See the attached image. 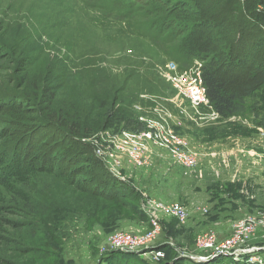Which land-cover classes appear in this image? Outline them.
Wrapping results in <instances>:
<instances>
[{
	"label": "trees",
	"instance_id": "16d2710c",
	"mask_svg": "<svg viewBox=\"0 0 264 264\" xmlns=\"http://www.w3.org/2000/svg\"><path fill=\"white\" fill-rule=\"evenodd\" d=\"M66 1L74 10L78 7L77 0ZM121 1V7L103 5L102 10L95 3L88 10L100 9L104 20L116 13V25L123 21L130 33L160 43L180 69L198 60L208 104L221 119L233 115L259 116L257 91L264 88V0ZM4 16L1 15L0 21L8 25V16L3 19ZM95 18L86 13L84 20L94 22ZM48 35L44 28L20 21H14L11 29L0 27V57L8 64V68L0 64V76L2 70L12 74L8 80L11 83L7 81L6 88L0 90L4 91L0 92V111L26 109L33 113L25 121L8 116L9 120L0 122V125L9 123L10 134L14 136L1 143L7 131L0 129V243L6 247L0 248V264H15L16 256L10 254L8 246L23 243L28 244L24 253L39 262L56 259L61 242L51 238L50 232L57 231L64 221H72V215L65 214L63 218L57 215L59 208L64 211L72 208L67 204V194L75 197L73 220L84 213L102 225L130 217L129 202L139 204V193L106 173L98 160L91 161L88 169L87 165L78 164L83 160L89 163L85 157L90 146L82 139L107 128H127L134 118L136 122L139 115L132 110L136 94L124 89V81H118L106 70L90 68L92 61H77L74 50H70V55H60L54 49L57 40L51 46L52 36ZM62 43L72 47L67 40ZM82 56L88 57L90 53L77 54ZM98 72L100 77L94 75ZM69 87L79 91V99L69 98L76 95L65 96ZM46 128L54 136L50 145L58 150L57 158L67 160L68 167L48 163L46 157L30 153L32 137L40 136L39 132ZM78 176L86 177L79 180ZM46 177L52 178L48 191L58 190L55 195L45 192ZM45 193L50 204L41 200ZM7 195L10 196L7 203L13 206L10 213L21 220L4 217L10 215L2 206ZM58 200L63 203L55 205ZM138 216L149 222L143 210ZM92 240L94 249L97 241ZM42 245L48 248L41 249ZM115 253L134 257L131 253ZM211 263L230 264L223 258ZM170 264L179 263L173 260Z\"/></svg>",
	"mask_w": 264,
	"mask_h": 264
},
{
	"label": "rangeland",
	"instance_id": "374dc122",
	"mask_svg": "<svg viewBox=\"0 0 264 264\" xmlns=\"http://www.w3.org/2000/svg\"><path fill=\"white\" fill-rule=\"evenodd\" d=\"M95 3L103 10V5L114 4L121 7L122 1L77 0L78 7L74 10L66 0H0V18L5 15L9 20H6L8 25L4 20L0 21V27L11 29L14 21H20L22 24L44 28L52 36L49 42L51 46L57 40L54 49L57 48L60 55H70V50H74L77 61H92L90 68L106 70L114 78L117 77L118 81H124V89L136 94L137 100L132 105V110L139 115L136 122L134 118L127 128H107L98 132L94 139L86 140L85 143L90 147L85 158L91 164L85 160L78 164L87 165L88 169L94 160H98L109 175L111 172L108 168L111 167L120 175L119 178H114L124 181L130 190L139 193V204L135 206L129 202L132 212L130 217L116 224L102 225L84 213L79 214L78 220H73L76 211L75 197L67 194V204L72 208L66 211L59 208L57 215L59 218H63L65 214L72 215V221H64L57 231L50 232L51 238L61 242L56 259L49 262L37 261L34 256L24 253L27 243L8 246L12 250L10 254L16 256L13 257L15 264H170L173 260L179 264H187L186 254L198 253L195 242L198 234L220 232L222 237H227L235 220L246 214L264 212V88L257 91L260 108L257 117L247 114L244 117L233 115L221 119L218 115L207 112L205 108L198 110L191 107L188 99L164 76L167 62L174 61L179 66L173 57L162 50L160 43L130 33L132 31L125 27L123 21L116 25V13L110 15L109 20H104L100 9L88 10ZM86 13H89V17H96L94 22L84 20ZM104 21L106 24L102 23ZM63 40H67L72 47H65ZM78 53H90V56L77 57ZM0 64L3 68H8L7 61H2L1 57ZM98 74L99 72L94 75L100 77ZM1 76L0 90H4L12 74L2 70ZM72 87L65 89V96L76 95L69 98L79 99V91ZM8 116L25 121L32 118L33 113L26 109L0 111V122L9 120ZM164 119L188 140L190 148L205 154L199 166L186 170L179 164H174L166 150L146 141L143 144L148 149L150 165L138 166L129 159L126 153L128 144L137 140V134L150 130L155 122L164 123ZM2 128L7 132L3 134L1 143L12 135L9 123L3 122L0 125V129ZM49 130L46 128L39 132L40 136L32 137L34 141L30 153L46 157L48 163L58 162L62 167H68L70 163L62 159L59 161L58 150L50 145L54 136ZM57 144L59 146L60 142ZM97 150L101 151V156ZM86 176H78V179ZM51 179L44 178L45 192L55 195L58 190L48 191L52 187ZM45 196L46 193L41 200L50 204ZM6 198L2 206L10 215L4 217L21 220L10 213L13 206L7 203L10 196L7 195ZM153 200L176 202L189 210V218L184 224L168 215H154L159 224V236L153 245L154 248L163 250L164 258L153 262L137 252L131 253L134 257L118 255L115 252L104 254L101 250L103 242L114 232L140 234L151 229L149 222L138 214L141 215L142 206H149ZM62 203V200H58L55 205ZM198 207L205 208L206 211L201 212ZM88 211L91 212V208ZM27 233L29 234L28 230ZM67 237L69 238L65 240ZM93 238L97 241L94 249L91 248ZM253 245H264V232L243 244ZM39 247L48 248L44 245ZM0 248L6 247L0 243ZM222 258L230 264H246L244 259H235L230 255ZM212 261L208 262L213 264Z\"/></svg>",
	"mask_w": 264,
	"mask_h": 264
},
{
	"label": "built area",
	"instance_id": "2783aa9c",
	"mask_svg": "<svg viewBox=\"0 0 264 264\" xmlns=\"http://www.w3.org/2000/svg\"><path fill=\"white\" fill-rule=\"evenodd\" d=\"M164 76L179 93L188 99L191 107L198 110L205 108V110L208 109L207 112L218 115L211 110L205 96V87L202 83L198 60L194 59L192 66L184 69H180L174 61H169L166 64ZM96 134L82 140L85 142L94 139ZM136 138V141L128 144L126 153L129 159L138 166H148L151 163L147 154L148 149L143 144L145 141L166 150L172 162L179 164L186 170L199 166L205 157L203 152L190 148L188 140L177 133L167 123L166 119H164V123L155 122L150 130L137 134ZM120 145L122 147V144ZM97 153L99 156L102 155L100 150H97ZM109 155L113 157L112 154ZM108 170L113 177L119 178L118 172L111 167ZM142 208L147 215L151 229L140 234L124 231L114 232L106 237L103 242L104 245L102 244L101 250L104 254L115 251L137 252L153 262H159L164 258L163 250L156 246L154 248L153 245L159 236V224L154 215H168L184 224L189 218V210L176 202L166 203L157 200L151 201L149 206H142ZM197 209L201 212L206 211L205 208L198 207ZM230 230L231 232L227 237H222L220 232L198 234L195 237L198 253H187L186 257L191 262L207 263L216 258L230 255L235 259H244L246 264H264V245L243 246L249 239L256 238L261 232H264V212L246 214L244 217L235 220Z\"/></svg>",
	"mask_w": 264,
	"mask_h": 264
}]
</instances>
